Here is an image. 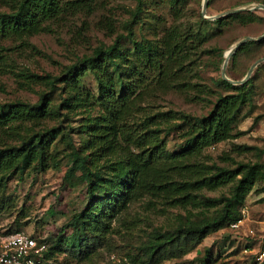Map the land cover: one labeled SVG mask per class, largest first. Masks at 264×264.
<instances>
[{
  "label": "trees",
  "instance_id": "obj_1",
  "mask_svg": "<svg viewBox=\"0 0 264 264\" xmlns=\"http://www.w3.org/2000/svg\"><path fill=\"white\" fill-rule=\"evenodd\" d=\"M137 1L135 11L125 21V33H116L110 44L99 43L89 53L76 55L75 61L65 65L62 73L40 75L31 71H15L21 84L42 81L48 85L36 101L15 99L0 102V125L11 134L20 135L21 126H26V123L34 127L18 142L0 144V174L30 167L39 171L49 163L56 164L59 158L57 145L64 141L70 148V163L63 178L67 180L76 176L83 184L85 204L61 227L56 243L49 245L46 252L48 258L63 251L65 236L73 237L76 245L71 246L81 249L88 244L89 234L104 236L113 228L114 218L131 202L144 196H149V204L157 199L181 208L214 209L198 219L186 217L175 227L157 232L145 247L148 260L175 256L187 250L183 247V238L192 239V244H195L209 232L241 218L245 197L257 182L263 181L258 190H264V163L238 161L229 166L194 158L206 146L235 136L230 131L232 121L242 110L245 95L254 90L251 75L240 84L220 78V83L232 90L218 94L206 114L190 115L171 109L143 116L137 114L138 98L149 80L162 87L169 86L183 75L182 71L186 72L185 64L189 58L186 48L189 43L196 46L206 40L208 34L203 22L209 21L201 16L200 24L185 33L173 25L159 38L137 39L133 36L132 27L142 11V2ZM180 1L172 0L176 10ZM92 2L0 0V71L13 70L14 66L3 51L10 46L2 45L1 40H19L17 46L27 44L28 37L51 30L52 22L65 12L84 8L90 11ZM249 13V10L237 11L233 16ZM222 20L223 16L213 19L217 23ZM263 40L264 36L245 41L229 57L228 67H232L238 52ZM87 74L92 75L94 88L86 85L84 77ZM185 83V80L176 82ZM57 87L59 100L54 103ZM91 105H96L98 110L84 117L80 128L85 136L75 144L62 128L61 121L68 118L70 110ZM58 116L61 117L56 124L41 125V120ZM259 116L256 115L254 121ZM176 118L186 123V136L180 147L168 149L161 133H171L181 125L179 122L171 123ZM236 148L248 149L251 146L238 144ZM220 157L226 162L230 155L224 152ZM160 165L163 166L159 169L161 173H154ZM227 184L231 185L228 194L207 195L203 191ZM251 246L250 243L245 244L247 249ZM256 255L257 252L252 254V264H264V257L259 260ZM46 264L55 263L47 261Z\"/></svg>",
  "mask_w": 264,
  "mask_h": 264
},
{
  "label": "rangeland",
  "instance_id": "obj_2",
  "mask_svg": "<svg viewBox=\"0 0 264 264\" xmlns=\"http://www.w3.org/2000/svg\"><path fill=\"white\" fill-rule=\"evenodd\" d=\"M87 9L65 12L61 18L52 22V29L28 37V43L17 46L19 40L4 39L2 45L10 46L3 50L13 63V70L0 71V102L21 99L34 102L41 91L47 90L45 82L21 84L15 71H31L40 75L60 74L65 65L73 63L76 55L90 52L99 43L110 44L116 33H125V21L135 11L137 0H92ZM140 17L133 23V36L137 39L161 37L173 25L182 32L200 24L203 0H181L179 8L173 7L172 0H141ZM264 0H207V15L221 13L237 6ZM245 12L244 10H240ZM251 13L233 16L223 15L220 23L208 19L203 22L207 38L193 46L189 43L182 76L185 84L159 86L149 80L146 89L138 98L140 116L171 109L190 115L206 114L217 95L232 89L220 83L223 54L238 39L257 36L264 32V9H250ZM128 43V42H127ZM187 56V57H188ZM264 56V40L258 45L238 52L236 59L226 73L233 79L242 78L249 65ZM253 92L245 95L242 110L232 121L231 133L235 136L221 140L203 148L194 157L197 161H216L229 166L238 161L264 163V62L252 71ZM87 86L94 88L91 74L84 77ZM151 81V82H150ZM59 87V86H58ZM54 92L53 102L59 100L58 90ZM98 110L96 105L77 107L69 111L68 118L61 121L62 128L79 144L85 134L80 124L88 114ZM260 115L256 121L254 118ZM61 117V116H60ZM58 117L41 120V125H52ZM181 123L176 118L171 123ZM21 126L20 135L11 134L0 125V144L5 141L16 143L27 137L33 127L29 123ZM38 127V126H36ZM186 123H181L171 133H161L168 149L183 144ZM34 128V127H33ZM250 145L248 149H237L236 145ZM59 158L49 163L43 170L32 167L23 170H9L0 174V230L24 229L38 231L46 236L49 245L56 243L61 227L85 204L83 184L76 176L64 180L63 176L70 163L69 146L64 141L58 143ZM235 149V150H233ZM228 152L230 158L225 162L221 155ZM104 161H100L103 163ZM156 167L154 173H161ZM64 180V181H63ZM71 182L72 184H70ZM70 184V186H68ZM263 181L257 182L247 193L244 202L245 214L237 227L225 226L209 232L199 242L192 239L181 240L186 252L175 256L166 255L157 261L148 260L145 247L157 232L175 227L186 217L198 219L214 209L181 208L170 206L155 199L149 204L144 196L131 202L112 222L113 228L104 236L89 234L88 244L83 249L73 247L76 242L65 236L63 251L55 252L48 262L55 264H252V254L264 248V190L259 191ZM227 184L215 190L204 189L207 195L229 193ZM71 231L67 230V234ZM78 235V233H77ZM250 243L251 248H245ZM73 244V246H71ZM247 249V250H245Z\"/></svg>",
  "mask_w": 264,
  "mask_h": 264
},
{
  "label": "built area",
  "instance_id": "obj_3",
  "mask_svg": "<svg viewBox=\"0 0 264 264\" xmlns=\"http://www.w3.org/2000/svg\"><path fill=\"white\" fill-rule=\"evenodd\" d=\"M242 217L231 222L229 227H237L243 220L246 210L241 208ZM46 236L40 232L24 229L0 230V264H46L49 258ZM247 250V249H245ZM264 257V248L257 251L256 258Z\"/></svg>",
  "mask_w": 264,
  "mask_h": 264
},
{
  "label": "water",
  "instance_id": "obj_4",
  "mask_svg": "<svg viewBox=\"0 0 264 264\" xmlns=\"http://www.w3.org/2000/svg\"><path fill=\"white\" fill-rule=\"evenodd\" d=\"M206 6H207V0H203L202 2V9H201V14L206 17V18H209V19H214V18H217V17H220V16H223V15H227V14H230V13H233V12H237V11H240V10H250V9H253V8H257V7H261L264 9V3L262 2H259V3H252L250 5H247V6H237V7H233V8H230V9H227L221 13H217V14H212V15H207L205 13V10H206ZM264 36V32L260 35H257V36H245V37H242L240 39H238L237 41H235L228 49L227 51L224 52L223 54V61H222V66H221V76L223 79L229 81L230 83L232 84H240V83H243L245 82L251 75L252 73V70L253 68L258 65L260 62L264 61V56H261L257 59H255L248 67L247 69V72L245 73V75L240 78V79H233L231 77H229L227 74H226V67H227V62H228V59L229 57L234 54L236 52V50L247 40H258L260 38H262Z\"/></svg>",
  "mask_w": 264,
  "mask_h": 264
}]
</instances>
